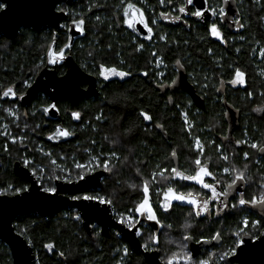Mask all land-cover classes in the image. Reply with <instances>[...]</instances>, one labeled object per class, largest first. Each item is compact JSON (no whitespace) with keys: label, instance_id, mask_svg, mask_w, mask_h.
<instances>
[{"label":"trees","instance_id":"1","mask_svg":"<svg viewBox=\"0 0 264 264\" xmlns=\"http://www.w3.org/2000/svg\"><path fill=\"white\" fill-rule=\"evenodd\" d=\"M209 1L217 10L231 4L236 28L218 20L182 21V17L155 23L157 13L160 17L167 13L170 4L179 12L185 0H164L163 4L160 0H76L58 5L57 9L67 14L59 29L22 28L13 39L0 35V193L12 196L28 189V183L13 172L15 161L24 155L41 165L51 166L54 160L63 169H73L76 162L88 165L87 171L107 164L102 187L88 195L105 203L111 201L115 218H123L127 226L128 216L135 217L131 227L141 219L135 209L146 197L144 184L148 182L149 199L159 223L154 220L158 230L149 222L139 225L138 237L146 251L160 252L163 264L169 260L173 264H200L212 259L216 264H237L230 257L242 239H257L264 231V215L250 203L264 195V159L260 154L264 147V0ZM129 2L143 10L154 33L151 39L143 37L134 43L125 29L123 8ZM80 19L85 21L84 30L72 40L69 24ZM213 23L222 38L212 35ZM59 50L96 75L100 71L96 65L116 66L129 75L103 82L100 96L84 104V128L77 139L52 144L44 140L46 129L36 114L10 117L7 108L11 105L2 99L1 91L16 83L24 91L23 84L32 81ZM55 66L59 68L57 63ZM237 70L244 73L242 86L230 82ZM191 88L203 100L202 106L197 105ZM141 113H147L151 120ZM66 123L72 130L74 122L69 119ZM14 137L24 140L12 143ZM197 138L203 145V156L195 147ZM39 143L53 158L38 151ZM254 144L257 147H252ZM197 158L213 173L215 179L209 177L208 182L218 190L229 191L227 185L238 173L244 174L243 186L229 195L222 213L213 209L209 215H196L193 205L179 201L167 209L162 207L168 187L211 200L210 190L172 172L175 168L182 175H194ZM83 173L85 169H80L76 178ZM63 176L74 178L66 173ZM240 199L248 203L240 205ZM14 226L32 247L35 264H149L116 230L105 236L99 226L92 225L90 236L73 208L49 218L21 215ZM217 233L219 245L204 249L196 258L191 256L186 236L198 242L213 240ZM176 253L179 256L174 258ZM0 264H14L9 247L1 240Z\"/></svg>","mask_w":264,"mask_h":264},{"label":"water","instance_id":"2","mask_svg":"<svg viewBox=\"0 0 264 264\" xmlns=\"http://www.w3.org/2000/svg\"><path fill=\"white\" fill-rule=\"evenodd\" d=\"M74 1L76 0H0L3 4L0 9V35L13 39L22 28L59 29L61 23L67 19V14L59 11L58 5L70 4ZM194 3L199 9L204 8V0H194ZM69 32L72 40L79 35L73 23L70 25ZM65 64L68 70L62 77H58L57 72L48 69L49 67L42 69L23 97V103L36 99L39 92L48 94L53 101L69 100L72 103H76L82 97L98 95L95 77L85 73L71 55L66 57ZM82 83L89 84L87 92H83L80 88ZM190 92L197 105L202 106L203 100L196 96L192 88ZM51 113L54 115L53 112ZM14 172L30 183L27 190L16 195L0 193V240L9 247L14 264L36 263L32 247L15 229V220L25 214H39L49 218L68 208L79 212L83 226L90 236L93 235V224L99 226L105 236H108L111 230H116L128 242L131 249L144 254L149 264H163L160 260V252L146 251L143 248L138 237L141 221L129 227L115 218L109 203H101L97 199L84 200L70 197L74 193L101 188L102 178L107 173L95 171L88 173L85 180L57 181L56 192L53 193L43 190L37 179L20 163L15 164ZM149 223L158 230V224L155 221H149ZM220 242L219 236L213 240L198 242H195L192 237L186 239L188 250L193 258L199 256L204 249L219 245ZM230 260L237 264H264V231L257 239L244 237ZM209 264H216V262L212 259Z\"/></svg>","mask_w":264,"mask_h":264},{"label":"flooded vegetation","instance_id":"3","mask_svg":"<svg viewBox=\"0 0 264 264\" xmlns=\"http://www.w3.org/2000/svg\"><path fill=\"white\" fill-rule=\"evenodd\" d=\"M169 6H170V10L167 13L163 14L161 17L159 15V13H157L155 15V17H154L155 23L156 22L158 23L162 19L164 21H171V22L177 21V20L181 19V17H182V19H181L182 21H186V19H188V20L194 19L197 21H205V22L206 21L214 22V21L218 20L219 22L229 24V26H231V28H236V26H237L236 21H235L236 18H234V15H233L234 10L231 8V4H227L225 6V8H224V5L222 7H220V8L224 9L223 15H213L212 12L210 11V9H216L217 10V7H215V5L212 4L209 0H204V8L202 9L204 11L203 17H196V16L188 14V11H195V10L199 9L195 5V3H193V5H187V11L186 12H180L179 9H178L179 12H177L176 8H174L172 4H170ZM185 6H186V2L184 5H182L180 7H185ZM136 8H138V7H136ZM141 11L143 12L142 9H141ZM176 12L180 14L178 17L176 15ZM217 12H219V10H217ZM143 18L146 20L144 12H143ZM140 19H141V16H140L139 20ZM125 21H129V16L125 17ZM72 23L69 24V28H70V25ZM124 25H125V29L131 34L134 43H137L138 40H140V39L142 40L143 37H145L146 39H149V37H153V35H154L153 30H152V32H149L148 28L144 27V24H142V23L136 22L131 27H129V23L124 22ZM75 27H76V25H75ZM80 27H82V26H80ZM148 27H150V26L148 25ZM76 30L79 31V35H77V36H80V34L82 35L83 31H80V29L77 27H76ZM70 37H71V35H70ZM214 37L216 39L220 38L217 36H214ZM140 45H142V43L139 44L138 46H140ZM68 55H71V54H68L64 51V58L63 59L58 58L56 60V62L53 64L50 62V59H49L48 64H46L43 68H41L39 70V73L45 67H49L48 69L55 70L57 72L58 77L64 76L68 70L67 65L65 64V59ZM73 59L77 63V61L75 60L74 57H73ZM160 61L161 60L158 58L157 62H156L157 68L160 67L159 66ZM56 63L59 65V68H56V66H55ZM79 67H80V65H79ZM113 67L117 68L116 66H103V67H101L99 65H96L95 68H100L98 75H96L94 72L93 73L89 72L86 69L83 70L80 67L85 73L96 78V87L98 90V95L97 96L93 95V96H88V97H82L76 103H72L69 100L53 101L51 99V97H49V95L44 93V92H39L36 99H34L28 103H23V97L26 95L28 89L34 83L35 78L39 75V73L33 78L32 81L26 82L23 84L22 88H24V91H23V89L21 90V88H19V85H21L20 83L11 84V85L7 86L6 88H4L1 91V95L9 87H12L14 92L16 93V98L13 99L11 96L5 98L2 95V99L8 101L11 105L10 107L7 108V112H9L11 118L18 119L19 116H24L26 114H28V115L29 114H36L38 117H40L41 121H42V123L40 125L42 128L46 129V131H45L46 133H45V137H44L45 141H49L52 144H57L59 142L65 141L69 138L77 139L78 136L80 135L81 130L84 128L83 127L84 126L83 121L85 119V112L83 109L84 104L90 100L97 99L100 96L101 87H102L103 82L110 80V79H113V78L124 79L126 77V76L125 77L119 76V77H112V78L105 79V75H107V73H105V75H101V73L104 72V69H111ZM235 79H238V78L235 77ZM243 84H244V77H243L242 83H240L238 81L234 85L235 86H239V85L242 86ZM80 88L82 89L83 92H87V90L89 88V84L82 83ZM52 105H55L56 107L52 108L51 107ZM45 109H47L48 111L46 112ZM51 112H53L54 115ZM76 112L80 113L79 119H76L73 115V113H76ZM11 113H15V115H13ZM69 119L74 122L72 130L70 129V127L67 126V123H66V121ZM65 129H67L69 132H71L73 134L70 136H67V137L60 135L59 133ZM38 151L42 152L45 157L53 158L51 152L48 151V149L46 148L45 145H43V143L38 144ZM260 154H261V158L264 159V151H260ZM16 163H20L23 167L27 168L31 172V174L37 179L38 183L41 185L43 190L52 188L51 187L52 183L54 184L53 188L56 189V182L57 181L74 182V181L80 180L79 177L76 178L77 173L80 171V168L76 167L77 162H76L75 167L73 169H63V167H61L62 165H60V166H59V164L55 165L54 163H58V162H56L54 160L51 163V166L50 165L49 166L48 165H41L37 161H34L31 158H27L26 155H24L22 157L21 161H15V163L13 165V172H14V166ZM1 165L2 164L0 163V166ZM95 171H103V172L107 173L105 168H98V169L92 168V170L87 171V174L91 173V172H95ZM64 173L68 174V176L70 178L71 177H74V178L71 180L70 179L67 180L66 177L63 176ZM14 174H15V172H14ZM83 174H85V173H83ZM56 177H59V178L57 179ZM105 177L106 176H104L102 178V184H103ZM24 181H26V180H24ZM239 181L240 182L237 183L238 186L236 185L235 187L230 189L228 191L229 194L227 196L220 197V200L216 202V206L215 207L211 206L210 210L208 211V213L206 215H209L213 211V209H216L217 213H222V212H224V210H226V206H227L226 201L230 197L229 195H231V193L232 194L235 193L236 189L240 188L239 187L240 185L243 186L242 181L241 180H239ZM26 182L28 183V186H27V188H28L30 186V183L28 181H26ZM43 186H45V189L43 188ZM94 190L95 189H88V190L83 191V192L74 193V194H71L70 197L71 198L73 196L83 197L85 195L92 193ZM218 191H220V190H218ZM48 192H50V191H48ZM97 200H99V199H97ZM252 207L264 215V206L257 204L255 206L253 205ZM140 221L141 222H143V221L149 222L146 218H144L142 216H141V219L139 220V222ZM93 225H95V224H93Z\"/></svg>","mask_w":264,"mask_h":264},{"label":"snow or ice","instance_id":"4","mask_svg":"<svg viewBox=\"0 0 264 264\" xmlns=\"http://www.w3.org/2000/svg\"><path fill=\"white\" fill-rule=\"evenodd\" d=\"M160 2L163 4L164 0H160ZM169 3H171V0H169ZM193 3H194V0H186V6L185 7H180L179 11L180 12H186L187 11V5H193ZM224 3H228V0H224ZM133 9H135V12L132 13L133 15H135L136 12L140 13L141 19L138 22L144 24V27L148 28L149 32H152V28L148 27L147 21L143 18V12L141 11V9L136 8V6L133 3H130V2L127 3V5L123 8V15L125 17L129 16L130 10H133ZM210 11L212 12L213 15H223L224 14V9L223 8H220L219 12H217L216 9H210ZM188 14L196 16V17H203L204 16V11L202 9H197L195 11H188ZM97 19H99V17H97ZM125 22L129 23V27L132 26L130 21H125ZM73 23L76 25L77 28L80 29V31L84 30L82 27H80V26L85 24L84 19H80L78 21H74ZM211 33L214 36L221 37V33L218 30V27H217V25L215 23H213L211 25ZM149 39H151V37H149ZM162 39H163V37H162ZM67 47L70 48L71 45H68ZM139 47L143 48V45H140ZM52 55L58 57L59 59H63L64 58V50H60L58 52H53ZM153 55L155 56L156 54L153 53ZM261 56H264V52H261ZM51 62L55 63L56 61H55V59H53ZM177 63H179V61H177ZM101 67H103V66H101ZM107 72H110L113 76H120V77H125V76L129 75V73H127V72L118 71L115 67H113L111 69H104V72H102L101 75H105V73H107ZM144 75H148V73L145 72ZM243 76H244V73L240 72L239 70L236 71V77L237 78H240V77H243ZM105 79H108L107 75H105ZM230 82L232 84H236L238 82V80L237 79H233ZM2 95L5 98H7L9 96H11L13 99L16 98V93L14 92L12 87H9L6 91L3 92ZM51 107L55 108L56 106L52 105ZM45 111L47 112L48 110L45 109ZM11 114L15 115V113H11ZM73 115H74V117L76 119L80 118V113L79 112L73 113ZM141 115L144 117V119L151 120V116H149L147 113H141ZM99 118L100 117H97V119H99ZM59 134L64 136V137H67V136L72 135L73 133H71L67 129H65V130L61 131ZM4 135H8L7 131H5ZM18 139H19L20 142H23L24 137H19V138L14 137L12 139V143H17ZM195 147H196L197 150H200L199 151V155L203 156V151H202L203 145H201V143H200L198 138L195 141ZM252 147H257V145L254 144V145H252ZM261 151H264V148H262ZM172 156L175 157L176 153L173 152ZM245 158H247V153H245ZM96 159H98V158H95V157L93 158V160H96ZM223 159L227 160V157L225 156V157H223ZM89 163L92 164L93 162L90 161ZM194 164L196 166V171H195L194 175H182L175 168L172 169V172L175 173V175L178 176L180 179L195 181L196 183L200 184L203 188L209 189L211 191V194H212L210 199L213 200V201L216 200V199H219L222 196H227L229 194L228 191H225L223 189H221L220 191H217V189H216V187H215V185L213 183L205 182V177H213V179H215V177L213 176V173L208 170L207 164L202 165L200 158L195 159ZM95 166L96 165L93 164V167H95ZM76 167L80 168V169H85V174H80L79 175V179L80 180H85L86 179V175H87L88 165L77 164ZM103 167L105 169H108V165L107 164H103ZM224 171L228 172V168H225ZM160 175L163 177V173H161ZM56 178L58 179L59 177H56ZM163 178L164 179H168V177H163ZM244 178L245 177H244V174L242 172L238 173V175L232 181V183L227 185V188L229 190L232 189L233 186L236 183V180H244ZM153 179H155V177H153ZM69 182H71V181H69ZM45 191H50V192L55 193L56 189L55 188H49V189H45ZM144 192L145 193L149 192L148 182L147 181H145V184H144ZM164 197H165V200L169 199V197L171 199L177 200V201L187 200V202L189 204H192V205L195 206V208H196L195 214L196 215H200L201 214V210L203 212H208L209 211V203H210L209 199H204V200L200 201V200H198L197 198H195L193 196L192 192L187 193V196H186L182 192H180V193L176 192V190L173 187H168L167 191L164 193ZM72 199H84V200L99 199L101 203H105L104 199H102V198H100L98 196H90V195H85L83 197L73 196ZM108 202L110 203L111 201H108ZM245 203H248V201H245L244 199H240V201H239L240 205H244ZM250 203L253 204L254 206L257 205V204L264 206V195H261L258 198H253L250 201ZM235 206L236 205H233V207H235ZM162 207H164L166 209L167 205L165 204ZM135 211L139 212L141 215H145L146 214L147 218L149 220H157L156 215L154 213V210L149 205V200H148L147 197H145V199L138 205V207L135 209ZM77 219H79V217H77ZM134 221H135V217H133L131 215L127 217V223H128V225L130 227L133 225ZM120 222L121 223H125V220L122 218ZM157 223H159L158 220H157ZM243 223H244L245 226L248 225V221L247 220H245ZM256 223H259V222L257 221ZM218 235H219V233H217V236ZM190 238L191 237H187V236L185 237V239H190ZM47 247L49 249H51L53 246L52 245H48ZM145 247L147 248L148 245H145ZM124 251H125V253H127V249L126 248H125ZM60 255L63 256L64 253L61 252ZM178 256H179V253L174 254V258L178 257ZM188 259L190 260V256L188 257ZM168 264H173V260H169ZM200 264H209V262L208 261H200Z\"/></svg>","mask_w":264,"mask_h":264},{"label":"rangeland","instance_id":"5","mask_svg":"<svg viewBox=\"0 0 264 264\" xmlns=\"http://www.w3.org/2000/svg\"><path fill=\"white\" fill-rule=\"evenodd\" d=\"M133 12H135V9H133V10H130V13H129V21L131 22V24L133 25V24H135L136 22H138L139 21V18H140V14H139V12H136L135 13V15H133L132 13ZM53 59H55V61L58 59V57H56V56H53L52 54H51V56H50V62L53 60ZM52 63V62H51ZM53 64V63H52ZM107 75L109 76L108 78H112V77H119V76H113L111 73H109V72H107ZM240 83H242L241 81H243V77H240V78H238L237 79ZM186 123L188 124V127H190V122L189 121H186ZM185 123V124H186ZM197 140V139H196ZM200 141V140H199ZM201 143V142H200ZM202 145V144H201ZM202 151H203V149H202ZM208 178L209 177H205V182H207V183H209L208 182ZM209 190V189H208ZM218 191V190H217ZM146 197L148 198V200H149V205H150V207L152 208V205H151V202H150V199H149V194L148 193H146ZM195 198H197V197H195ZM198 200H200V201H202V200H204V199H200V198H197ZM220 200V198L219 199H216V200H210V203H209V210H210V208H211V202H214V203H216L217 201H219ZM175 201H177V200H173V199H171L170 197H169V199H167V200H165V198H164V202H163V205H167V208H169L170 207V205L173 203V202H175ZM179 202H182V203H188L187 202V200H184V201H179ZM189 204V203H188ZM192 205V204H191ZM194 206V205H193ZM195 207V206H194ZM166 208V209H167ZM153 209V208H152ZM196 209V208H195ZM208 212H203L202 210H201V216H204V215H206ZM138 214L140 215V216H142V217H144V218H146L148 221H151V222H154V220H149L148 218H147V215L145 214V215H141L139 212H138Z\"/></svg>","mask_w":264,"mask_h":264},{"label":"built area","instance_id":"6","mask_svg":"<svg viewBox=\"0 0 264 264\" xmlns=\"http://www.w3.org/2000/svg\"><path fill=\"white\" fill-rule=\"evenodd\" d=\"M183 117L186 118L187 116L185 114H183ZM186 121H189L188 119H185V123ZM186 125L188 126V124L186 123Z\"/></svg>","mask_w":264,"mask_h":264}]
</instances>
